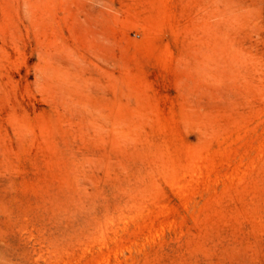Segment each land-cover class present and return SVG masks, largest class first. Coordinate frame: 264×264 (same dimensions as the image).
Instances as JSON below:
<instances>
[{"label": "rangeland", "instance_id": "rangeland-1", "mask_svg": "<svg viewBox=\"0 0 264 264\" xmlns=\"http://www.w3.org/2000/svg\"><path fill=\"white\" fill-rule=\"evenodd\" d=\"M0 264H264V0H0Z\"/></svg>", "mask_w": 264, "mask_h": 264}]
</instances>
